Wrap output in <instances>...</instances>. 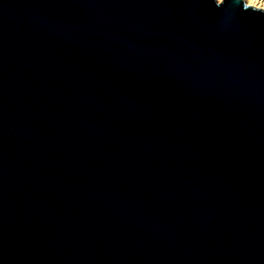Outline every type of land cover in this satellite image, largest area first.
Returning <instances> with one entry per match:
<instances>
[{"label":"water","instance_id":"1","mask_svg":"<svg viewBox=\"0 0 264 264\" xmlns=\"http://www.w3.org/2000/svg\"><path fill=\"white\" fill-rule=\"evenodd\" d=\"M0 264H264V8L0 0Z\"/></svg>","mask_w":264,"mask_h":264},{"label":"bare ground","instance_id":"2","mask_svg":"<svg viewBox=\"0 0 264 264\" xmlns=\"http://www.w3.org/2000/svg\"><path fill=\"white\" fill-rule=\"evenodd\" d=\"M221 1V0H218ZM249 5L264 8V0H246Z\"/></svg>","mask_w":264,"mask_h":264},{"label":"rangeland","instance_id":"3","mask_svg":"<svg viewBox=\"0 0 264 264\" xmlns=\"http://www.w3.org/2000/svg\"><path fill=\"white\" fill-rule=\"evenodd\" d=\"M244 1H245L246 4H248V2L246 0H244ZM252 6H254V5H252ZM254 7H256V6H254ZM259 8H261V7H259Z\"/></svg>","mask_w":264,"mask_h":264}]
</instances>
